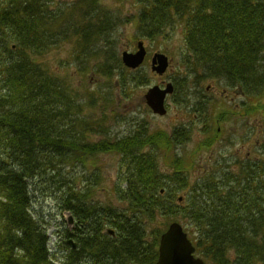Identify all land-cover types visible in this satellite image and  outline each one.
Wrapping results in <instances>:
<instances>
[{
    "label": "trees",
    "instance_id": "1",
    "mask_svg": "<svg viewBox=\"0 0 264 264\" xmlns=\"http://www.w3.org/2000/svg\"><path fill=\"white\" fill-rule=\"evenodd\" d=\"M50 1L0 0V264L57 262L50 256L44 229L30 214L29 188L39 180H49L50 190L62 187L57 198L63 211L81 223L71 235L78 248H69L58 264L90 263L84 258L88 249L96 259L91 264H155L162 232L150 233L149 227L160 216H179L174 220L190 225L196 255L209 264H264V166L251 154L226 169L219 161L215 171L198 177L187 200L177 205L175 193L188 186L187 164L179 152L187 141L186 130L176 128L165 135L142 128L119 139L92 141L83 130L101 134L105 123L91 113L95 94L89 92L92 101L82 104L79 92L54 78L38 58L51 45L69 40L78 57L97 58L98 68L104 57L122 68L119 56L111 55L110 45L103 43L116 18L103 10L102 31H96L90 24L101 16L95 12L99 0H80L55 11ZM136 1L141 6L138 22L145 30L166 27L171 12L186 18L189 51L184 58L190 71L201 68L206 76L237 84L250 99L259 89L264 91V0ZM60 20L61 31H53ZM96 45L99 50L93 49ZM100 73L112 75L106 68ZM129 73L134 82L145 83L143 74ZM118 82L125 85L123 77ZM261 139L264 148L263 135ZM207 142L203 149L209 148ZM170 150L173 159L165 162L170 170L166 173L157 155L164 152L166 160ZM114 152L121 155L128 177L113 181L114 200L95 205L100 179L93 174L89 179L82 175L83 189L66 190L64 168L69 167L75 175L70 179L78 182V167L90 166L97 153ZM108 227L116 231L115 237L105 233Z\"/></svg>",
    "mask_w": 264,
    "mask_h": 264
},
{
    "label": "rangeland",
    "instance_id": "2",
    "mask_svg": "<svg viewBox=\"0 0 264 264\" xmlns=\"http://www.w3.org/2000/svg\"><path fill=\"white\" fill-rule=\"evenodd\" d=\"M79 1L51 0L50 10L55 11L60 5L69 6L73 2L79 3ZM97 7L107 12H112L114 14L112 16L116 18V24L113 21V26L108 30L110 31L108 36L111 55L114 54L117 57L121 56L123 51L133 52L136 50L135 41L140 38L146 40L148 50L146 61L141 66L140 71L137 69L139 75L143 74L142 76H145L144 84L131 80L133 73H129L130 70L125 69V67H115L114 63H111V59V61L105 62L104 57L100 63L102 66L99 68L97 58L91 57L83 63L76 61L75 47L69 40L59 42L57 47L51 45L46 53L38 58L41 66L48 68V72L54 78L67 82L76 91L75 93L79 92L82 104H89L92 101L93 97L89 96V92L95 94L97 103L95 106L94 101V106L96 109L91 113L96 116H102L105 123L102 125L101 134L90 132L87 129L83 130V132L89 133L92 141L103 138L119 139L123 136L134 134L137 130L141 131L142 128L151 133L165 132V135H169L175 128L187 130V141H183V148H180L179 152L187 164L188 171L185 175L188 179V186L175 193L174 202L177 205L182 204H179L178 197H183L187 200L193 183L205 172L215 171V165L219 161L226 160L230 163V167H234L247 157L248 151H250V158L254 160L256 157V160L264 166V148L260 137V132H263L264 136V110L262 109L264 91L262 89H259L255 93L257 95L250 99L251 97L241 96L243 92L238 89L237 84H230L226 80L205 76L204 70L201 68H197L194 72L190 71L189 62L183 61L184 53L187 51L185 41L186 18L182 17L179 19L177 15H174L176 14L174 12H171L165 25L166 27L152 31L145 30L144 27H140L138 24L141 6L136 0H99ZM104 16V14H101V17L104 18ZM92 20L93 24L90 25L95 28L94 19ZM56 23H60V25L59 27H54L53 31L60 32L63 21L60 20ZM98 48L99 45L93 47V49L99 50ZM156 52H161L170 59L168 72L164 76H158L151 71L150 60ZM103 68L111 70L112 75L103 76L100 73ZM137 71H134V73H137ZM121 77L125 79L124 86L118 84V80ZM174 79L179 81L180 89L168 98L167 114L164 117L154 115L145 103V93L154 85H161L162 82L165 83L167 81L173 82ZM184 98L188 99L185 101ZM197 100L199 103H197ZM230 101L232 104L245 102V113L244 108H242L239 117L238 111L232 109L231 119L228 121L225 117L228 112L227 109L231 106ZM202 107L206 109L204 110ZM248 108H252L250 114H247L246 110ZM217 117L221 121L220 126L215 128H219L220 137L218 141H214L212 138L215 129L213 132L210 131L214 128L213 121ZM90 129L94 131L93 127ZM250 130L251 134L249 135ZM181 132L184 133L185 131L180 130ZM248 135L249 138L246 141H242ZM204 142L209 145L208 149H203L202 144ZM171 151L166 155V160L163 159L164 152L157 155L159 168L166 173H169L170 170L166 171L167 165L165 162H170L173 159ZM120 160L121 155L116 152L97 153L90 166L77 168L82 171L81 175L79 174L81 180H78V182L76 177L70 179L74 174L69 167L64 168L63 173L67 180L65 181V184H67L66 190L83 189L82 180L85 179L84 177L89 179L93 174V176L100 179L97 191L96 189L94 191L95 196L93 199L95 200V205L114 200V182L118 177L128 178L125 174L126 167L121 166ZM221 165L223 166V162H221ZM60 173L62 174V171ZM48 182L49 180L44 183L40 180L36 182L35 187L38 194L35 193V187L29 188V193H32L31 198H33L30 214L37 222V226L44 229V233L48 238L47 247L50 256H56L53 258L57 262H61L67 253L66 251L70 248V245L66 242L72 238L66 237L68 231L71 230L68 225L70 215L63 211L60 204L61 199L57 198L63 193L61 191L62 187L50 190ZM81 214H84V212L81 211ZM176 217H158L154 224L150 227L148 225L149 232L165 231L168 225L175 221ZM75 222L77 230L80 229L81 223L78 218ZM178 222L193 241L192 227L186 224L184 220ZM91 254L92 250L88 249L84 255V258L90 263H86L83 260L78 264L93 263L96 259ZM88 256H90V261Z\"/></svg>",
    "mask_w": 264,
    "mask_h": 264
},
{
    "label": "water",
    "instance_id": "3",
    "mask_svg": "<svg viewBox=\"0 0 264 264\" xmlns=\"http://www.w3.org/2000/svg\"><path fill=\"white\" fill-rule=\"evenodd\" d=\"M146 52L143 42L138 43L136 53L123 52L122 62L129 69L138 68L144 61ZM168 66V58L163 54H155L152 59V70L162 75ZM174 91L172 84H167L165 89L160 86L151 87L144 96L146 104L154 114L164 115L165 98L167 94ZM181 201V198H179ZM69 225L73 223L72 217L68 220ZM72 243V242H68ZM73 248L76 247L72 243ZM156 264H206L201 258L195 256V248L183 231L182 226L173 222L162 234L159 245V256Z\"/></svg>",
    "mask_w": 264,
    "mask_h": 264
},
{
    "label": "flooded vegetation",
    "instance_id": "4",
    "mask_svg": "<svg viewBox=\"0 0 264 264\" xmlns=\"http://www.w3.org/2000/svg\"><path fill=\"white\" fill-rule=\"evenodd\" d=\"M78 51V50H77ZM163 82H162V86H163ZM174 95V94H173ZM241 96H243V97H245L246 95H245V93H242L241 94ZM195 97V96H194ZM198 97V96H197ZM186 98H184V100H185ZM186 101V100H185ZM197 103H199L198 102V100H197ZM230 107L227 109L228 110V112L226 113V117L225 118H227L228 119V121L231 119V110L232 109H234V110H236V111H238V113H239V117H240V115H241V110H242V108H244L245 107V102H241V103H234V104H232L231 103V101H230ZM226 110V111H227ZM220 118H215V120L213 121V126H216L217 125V127L218 126H220ZM218 131H219V128H218ZM249 154V153H248Z\"/></svg>",
    "mask_w": 264,
    "mask_h": 264
},
{
    "label": "bare ground",
    "instance_id": "5",
    "mask_svg": "<svg viewBox=\"0 0 264 264\" xmlns=\"http://www.w3.org/2000/svg\"><path fill=\"white\" fill-rule=\"evenodd\" d=\"M222 162H223V164L225 165V166H228V167H230V163L229 162H227L226 160H222ZM78 170V169H77ZM163 231V230H162ZM109 234L111 235V236H113L114 235V233L112 232V231H110L109 232Z\"/></svg>",
    "mask_w": 264,
    "mask_h": 264
}]
</instances>
